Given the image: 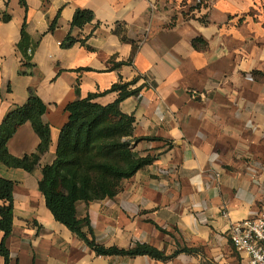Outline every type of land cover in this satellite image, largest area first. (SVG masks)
<instances>
[{
	"label": "crops",
	"instance_id": "obj_1",
	"mask_svg": "<svg viewBox=\"0 0 264 264\" xmlns=\"http://www.w3.org/2000/svg\"><path fill=\"white\" fill-rule=\"evenodd\" d=\"M78 10L95 20L72 31ZM25 21L31 70L19 49ZM70 34L77 42L66 48ZM135 80L142 92L120 108L144 139L136 152L155 162L115 198L78 203L77 217L90 220L85 232L101 246L180 251L168 261L98 256L55 220L39 190L66 107L90 94L112 104L111 88ZM31 90L47 105L51 145L33 173L0 163V178L15 184L10 264H249L231 226L264 209V0H0V126ZM40 143L27 123L8 150L23 158Z\"/></svg>",
	"mask_w": 264,
	"mask_h": 264
},
{
	"label": "trees",
	"instance_id": "obj_2",
	"mask_svg": "<svg viewBox=\"0 0 264 264\" xmlns=\"http://www.w3.org/2000/svg\"><path fill=\"white\" fill-rule=\"evenodd\" d=\"M200 8L201 5H198L189 10ZM94 20L92 11L78 10L71 29H83ZM26 27L25 21L19 49L24 55V67L31 70L34 65L31 64L33 56L29 55V50L32 48L33 51L36 45L31 43ZM198 41H195V46ZM76 42L70 34L63 46L69 48ZM81 43L85 45L84 41ZM136 83L137 80L114 85L109 93H117L118 98L112 104L101 105L96 100L102 94H90L66 107L69 120L61 130L55 161L42 169L39 190L55 220L84 241L98 256H148L157 261H168L180 251L174 256H166L147 244H137L131 249L101 246L85 232L88 228L92 233L90 220L77 217L78 203L88 204L115 198L121 192L124 181L132 179L140 170L155 162V157H142L136 152L135 147L144 139L134 138L136 120L134 116L124 114L120 108L126 99L139 96L142 92L144 87L134 88ZM46 112L47 105L31 90L27 103L7 115L0 126V163L28 173L37 169L51 145V129L43 120ZM27 123L39 136L40 146L33 155L15 158L9 153L8 143L18 129ZM14 187V182L0 178V234H3L0 256L6 260V264H10L6 240L14 226ZM185 251L188 250L183 249L181 252Z\"/></svg>",
	"mask_w": 264,
	"mask_h": 264
},
{
	"label": "built area",
	"instance_id": "obj_3",
	"mask_svg": "<svg viewBox=\"0 0 264 264\" xmlns=\"http://www.w3.org/2000/svg\"><path fill=\"white\" fill-rule=\"evenodd\" d=\"M29 50V55H32ZM233 247L246 256L249 264H264V209L254 219L231 226Z\"/></svg>",
	"mask_w": 264,
	"mask_h": 264
}]
</instances>
